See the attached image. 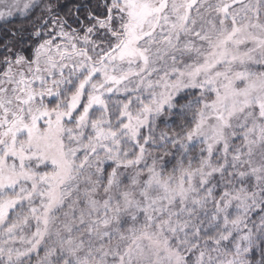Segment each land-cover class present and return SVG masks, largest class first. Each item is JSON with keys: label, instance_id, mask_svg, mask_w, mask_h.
Segmentation results:
<instances>
[{"label": "snow or ice", "instance_id": "snow-or-ice-1", "mask_svg": "<svg viewBox=\"0 0 264 264\" xmlns=\"http://www.w3.org/2000/svg\"><path fill=\"white\" fill-rule=\"evenodd\" d=\"M0 264H264V0H0Z\"/></svg>", "mask_w": 264, "mask_h": 264}, {"label": "trees", "instance_id": "trees-1", "mask_svg": "<svg viewBox=\"0 0 264 264\" xmlns=\"http://www.w3.org/2000/svg\"><path fill=\"white\" fill-rule=\"evenodd\" d=\"M67 2L70 5L73 2V0H67ZM24 23H25L24 21L21 22V19L19 17H17L16 19L10 20L9 23L0 22V36H2L4 34L5 29L16 28V27H19L21 24H24Z\"/></svg>", "mask_w": 264, "mask_h": 264}, {"label": "rangeland", "instance_id": "rangeland-1", "mask_svg": "<svg viewBox=\"0 0 264 264\" xmlns=\"http://www.w3.org/2000/svg\"><path fill=\"white\" fill-rule=\"evenodd\" d=\"M17 18V17H16ZM16 18H14V19H16ZM12 20V19H11ZM21 22H23V20H21Z\"/></svg>", "mask_w": 264, "mask_h": 264}]
</instances>
